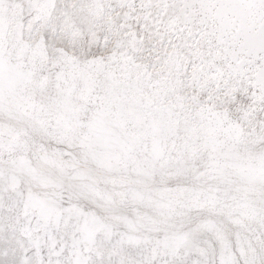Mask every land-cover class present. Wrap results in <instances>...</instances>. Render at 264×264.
Wrapping results in <instances>:
<instances>
[{
  "label": "snow or ice",
  "instance_id": "obj_1",
  "mask_svg": "<svg viewBox=\"0 0 264 264\" xmlns=\"http://www.w3.org/2000/svg\"><path fill=\"white\" fill-rule=\"evenodd\" d=\"M0 264H264V0H0Z\"/></svg>",
  "mask_w": 264,
  "mask_h": 264
}]
</instances>
